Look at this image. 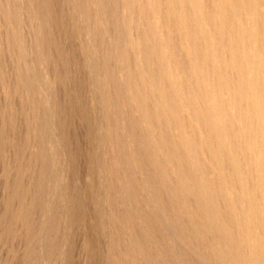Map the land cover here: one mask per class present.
<instances>
[{
    "label": "rangeland",
    "instance_id": "obj_1",
    "mask_svg": "<svg viewBox=\"0 0 264 264\" xmlns=\"http://www.w3.org/2000/svg\"><path fill=\"white\" fill-rule=\"evenodd\" d=\"M141 8L0 0V264L222 263L200 251L218 233L203 239L182 211L195 199L188 170L206 181L169 113L172 94L186 104L191 92L162 75Z\"/></svg>",
    "mask_w": 264,
    "mask_h": 264
},
{
    "label": "bare ground",
    "instance_id": "obj_2",
    "mask_svg": "<svg viewBox=\"0 0 264 264\" xmlns=\"http://www.w3.org/2000/svg\"><path fill=\"white\" fill-rule=\"evenodd\" d=\"M136 1L151 16L146 15L151 31L146 37L156 46L162 75L168 69L178 72L191 92L185 94L186 104L180 91L172 94L169 113L174 126L188 130L191 152L201 153L199 166L206 179L201 184L188 170V191L195 199L182 211L194 217L203 239L210 232L221 239V245L212 242L200 251L223 259L219 264H264V0ZM181 57L191 60V66L182 67L186 62L182 64ZM152 79L154 84L161 77ZM159 93L171 100L166 89ZM164 116L149 117L156 125ZM175 187L176 193L182 192ZM175 203L181 208L180 200Z\"/></svg>",
    "mask_w": 264,
    "mask_h": 264
}]
</instances>
